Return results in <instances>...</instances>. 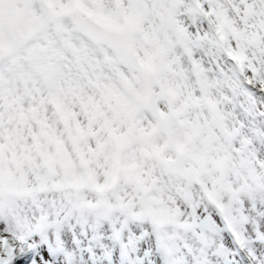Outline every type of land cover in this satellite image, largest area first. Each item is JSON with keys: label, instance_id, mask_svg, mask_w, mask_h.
Listing matches in <instances>:
<instances>
[{"label": "clouds", "instance_id": "obj_1", "mask_svg": "<svg viewBox=\"0 0 264 264\" xmlns=\"http://www.w3.org/2000/svg\"><path fill=\"white\" fill-rule=\"evenodd\" d=\"M27 3L0 223L52 264H264V0Z\"/></svg>", "mask_w": 264, "mask_h": 264}, {"label": "snow or ice", "instance_id": "obj_2", "mask_svg": "<svg viewBox=\"0 0 264 264\" xmlns=\"http://www.w3.org/2000/svg\"><path fill=\"white\" fill-rule=\"evenodd\" d=\"M0 35L6 37L0 56L7 59L17 57L28 43L41 41L40 25L32 19L27 0H0ZM33 51L38 58L42 55L39 47ZM0 233V264H52V244L30 229L0 223Z\"/></svg>", "mask_w": 264, "mask_h": 264}]
</instances>
